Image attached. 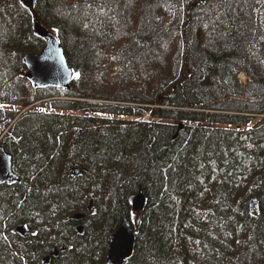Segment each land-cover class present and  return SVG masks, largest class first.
I'll list each match as a JSON object with an SVG mask.
<instances>
[{
  "label": "trees",
  "instance_id": "1",
  "mask_svg": "<svg viewBox=\"0 0 264 264\" xmlns=\"http://www.w3.org/2000/svg\"><path fill=\"white\" fill-rule=\"evenodd\" d=\"M33 12L72 78H26L45 40L19 0H0V146L19 178L0 186V264H41L51 245L53 264H105L123 219L138 236L126 264H264V0H36ZM25 218L42 231L11 235Z\"/></svg>",
  "mask_w": 264,
  "mask_h": 264
},
{
  "label": "water",
  "instance_id": "2",
  "mask_svg": "<svg viewBox=\"0 0 264 264\" xmlns=\"http://www.w3.org/2000/svg\"><path fill=\"white\" fill-rule=\"evenodd\" d=\"M21 4L33 12L35 0H20ZM33 21V29L35 34L46 40L45 46L38 54H28L24 56V63L27 67L26 77L37 88L53 87L57 89H67L72 77V70L69 68L65 53L58 38L53 35L45 25L41 24L36 18ZM76 174L78 169L74 170ZM19 178L11 170V155L0 146V185H13L18 182ZM258 201L253 200L250 211L257 210ZM146 207V198L139 193L132 201L133 211H142ZM83 215H76L75 219L79 221ZM19 227L18 230H22ZM83 227L79 226L78 231H82ZM137 243V235L128 219H123L118 225L116 231L111 237L108 245V251L105 264H126L134 253ZM58 254V250L54 251V255ZM56 256V255H55ZM51 256L44 259L47 264Z\"/></svg>",
  "mask_w": 264,
  "mask_h": 264
},
{
  "label": "flooded vegetation",
  "instance_id": "3",
  "mask_svg": "<svg viewBox=\"0 0 264 264\" xmlns=\"http://www.w3.org/2000/svg\"><path fill=\"white\" fill-rule=\"evenodd\" d=\"M15 168H16V164H15V160H14V158H13V156L11 155V170L13 171V173L14 174H16L17 175V172H16V170H15ZM74 173H75V171H73ZM3 185H6V184H3ZM0 186H2V185H0ZM92 206H93V204L90 202L89 203V207H88V210L91 212L92 210H93V208H92ZM74 214H76V213H73V215H72V220L75 222H79V221H81V220H77V219H75V215ZM24 222L22 223V225L24 226V230H17V226L19 225V224H17L14 228H12L11 230H10V233H11V235H15V234H17V237H19V238H22V239H29V238H33V237H35V236H37V231L38 230H40V231H42V228H40V227H42V225H40L39 223H37V224H32V223H30L29 222V220H28V218H25L24 220H23ZM83 222V221H82ZM75 225V224H74ZM119 225V224H118ZM118 225H117V227H118ZM81 226V225H80ZM77 226L75 225V228H74V230L77 232V234H82L83 233V231H84V226H82L83 227V230L82 231H78V228H76ZM117 227L115 228V230L117 229ZM40 228V229H39ZM115 230H114V232H115ZM13 232H15V233H13ZM113 232V233H114ZM41 233V232H40ZM112 233V234H113ZM2 235H3V237H4V239L6 240V241H9V236L10 235H5V233L3 232L2 233ZM55 235V234H54ZM50 237H52L51 235H50ZM49 237V238H50ZM111 238V237H110ZM38 242V241H37ZM36 241H33V243H37ZM109 242H110V240H109ZM38 246H34V245H32L33 247H34V249L35 250H37V249H40L41 248V244L39 243V244H37ZM55 249H58V250H60V248H57V246H55V245H51V247L47 250V252H45L43 255H42V259H41V264H43V259H45L46 258V256H48V255H51L52 257H51V261H50V263L49 264H53V262H52V258L54 257L55 258V255L53 254V252H54V250Z\"/></svg>",
  "mask_w": 264,
  "mask_h": 264
},
{
  "label": "rangeland",
  "instance_id": "4",
  "mask_svg": "<svg viewBox=\"0 0 264 264\" xmlns=\"http://www.w3.org/2000/svg\"><path fill=\"white\" fill-rule=\"evenodd\" d=\"M36 1V0H35ZM29 11V10H28ZM41 52V51H40ZM39 52V53H40ZM38 54V53H37ZM65 54H66V52H65ZM239 78H240V82H241V84H242V87L243 88H247L248 87V81H249V78L244 74V73H239L238 75H237ZM131 105H133V104H131ZM224 106H226V108L227 107H231L230 105H227V104H225ZM208 111L209 110H205V112L206 113H208ZM144 118H148V115H146ZM153 120V119H152ZM161 120V119H160ZM162 122H166V121H164V120H161ZM211 125V124H208V123H204V125ZM261 126H264V124H262ZM261 131V133H263L264 134V130L263 129H260V127L259 128H257L256 129V131ZM263 130V131H262ZM95 211L93 210V211H91V213H94ZM258 212H256V214H257ZM74 215H83V217L81 218V219H79V220H83L84 219V213L83 212H77L76 214H74ZM63 249V247L61 248V250ZM56 250V249H55ZM54 250V251H55ZM61 250H58V254H55L56 256H55V258L61 253ZM54 253V252H53ZM47 257V256H46ZM50 261H51V259L49 260V262L47 263V264H49L50 263Z\"/></svg>",
  "mask_w": 264,
  "mask_h": 264
},
{
  "label": "snow or ice",
  "instance_id": "5",
  "mask_svg": "<svg viewBox=\"0 0 264 264\" xmlns=\"http://www.w3.org/2000/svg\"><path fill=\"white\" fill-rule=\"evenodd\" d=\"M77 78L79 77V73H76Z\"/></svg>",
  "mask_w": 264,
  "mask_h": 264
}]
</instances>
